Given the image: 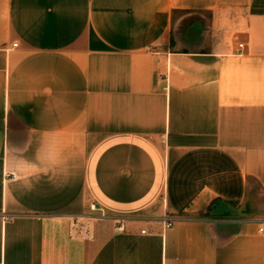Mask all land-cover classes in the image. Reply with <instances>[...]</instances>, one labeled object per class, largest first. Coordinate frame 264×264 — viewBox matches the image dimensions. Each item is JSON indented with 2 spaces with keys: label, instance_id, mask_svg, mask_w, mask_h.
I'll return each instance as SVG.
<instances>
[{
  "label": "crops",
  "instance_id": "crops-1",
  "mask_svg": "<svg viewBox=\"0 0 264 264\" xmlns=\"http://www.w3.org/2000/svg\"><path fill=\"white\" fill-rule=\"evenodd\" d=\"M262 222L264 0H0V264H264Z\"/></svg>",
  "mask_w": 264,
  "mask_h": 264
},
{
  "label": "built area",
  "instance_id": "built-area-1",
  "mask_svg": "<svg viewBox=\"0 0 264 264\" xmlns=\"http://www.w3.org/2000/svg\"><path fill=\"white\" fill-rule=\"evenodd\" d=\"M18 43L17 42H12L11 43V46L10 48H15L17 47ZM240 46H242V44H239ZM162 141L164 142V139H162ZM6 177V176H5ZM8 179L10 180H14L16 177L14 174H7V177ZM92 209H95V207L93 206ZM90 218V216H88ZM106 217H111V216H108L106 215L102 210H100V218H106ZM114 221H115V227L117 230H122L123 229V226H122V222L124 220L123 217H116V218H113ZM162 222H163V226L164 228H169L172 226L173 222H174V218L172 217H169V216H166L162 219ZM77 227H76V222H72V225H71V230L70 232L73 234L75 233ZM145 230H142V232H144ZM259 231H264V222L260 223V226H259Z\"/></svg>",
  "mask_w": 264,
  "mask_h": 264
}]
</instances>
